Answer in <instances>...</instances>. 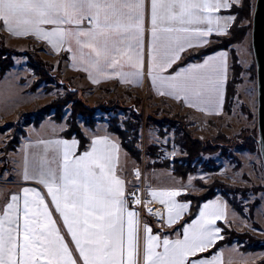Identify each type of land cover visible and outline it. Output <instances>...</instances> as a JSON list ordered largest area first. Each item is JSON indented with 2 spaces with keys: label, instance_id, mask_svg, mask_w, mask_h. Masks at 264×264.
<instances>
[{
  "label": "snow or ice",
  "instance_id": "snow-or-ice-1",
  "mask_svg": "<svg viewBox=\"0 0 264 264\" xmlns=\"http://www.w3.org/2000/svg\"><path fill=\"white\" fill-rule=\"evenodd\" d=\"M226 7L228 0H0V22L15 35L32 33L48 40L54 48L56 42L74 37L82 60L86 59L101 73L106 68L114 72L118 67L122 69L124 61L133 71H119L116 75L122 82H131L142 75L147 18L151 33L148 74L153 82L159 79L166 84L173 90L169 94L183 93L202 100L211 99L217 87L214 80L217 69L207 62L183 76L166 78L158 72L170 65L177 48L183 49L181 40L187 36L180 34L207 35L213 30V23L219 29L221 18L214 13ZM85 22L89 27H80ZM202 24L208 25L206 31L194 27ZM43 25L53 27L45 30ZM100 143L106 141L93 142ZM57 145L55 152L61 156L58 173L50 167L56 158L50 161L44 155L35 160L31 178L47 188L71 234L79 259L72 258L49 213H40L39 209L46 206L43 197L36 194L35 201L25 196L22 212L18 207L14 210L12 203L3 208L0 264H80L81 260L82 264H205L197 258H188L196 257L197 252H204L215 243L219 229L211 225L213 217H220L218 205H205L200 219L185 227L183 239L164 238L161 242L146 225L143 229L146 235L141 238L137 213L127 211L124 182L113 174L111 156L95 146L92 151L75 156L73 145L66 142ZM24 178H29L27 168ZM24 191L27 194L30 190ZM178 194L151 193L153 198H169L159 202L165 205L170 224L187 207L170 199ZM41 215L43 220L39 218Z\"/></svg>",
  "mask_w": 264,
  "mask_h": 264
},
{
  "label": "crops",
  "instance_id": "crops-1",
  "mask_svg": "<svg viewBox=\"0 0 264 264\" xmlns=\"http://www.w3.org/2000/svg\"><path fill=\"white\" fill-rule=\"evenodd\" d=\"M242 1L243 0H228V7L221 8L218 12L214 13L215 16L221 18L219 29H217L216 24L213 23V30L207 35L198 36L195 33L180 34L181 36H187L186 39L181 40L183 49L180 50L177 48L170 65H165L163 70H159L158 72L160 77L166 78L183 76L185 73H188L190 70L194 69L195 66L205 65L207 62L209 67H214L217 69V72L214 74V80L216 81L217 87L211 93V99H195L191 95L186 97L183 93H180L179 95H176L175 93L169 94L170 92H173V90L166 84H162L159 79H157L155 83L153 82V77L148 74L150 59L148 56V51L151 42V33L150 22L147 18L145 20V31L143 34L144 53L142 75L139 77V79H132L131 82H122L119 76L116 75V72L119 71H133V69L124 61L121 62L123 64L122 69L118 67L114 72L113 70L106 68L104 72L101 73L91 66L86 59L82 60L79 46L76 44L74 37L68 38L63 43L56 42L54 40V42H56V47L54 48L53 45L48 42V40L38 38L35 34H13L2 25V22H0V32H2L3 35L9 37L8 39L11 41L20 40V38H25L26 36H32L43 42L47 47L52 49L57 54L62 51L66 52V70H62V72L64 76L74 77L80 75V85L82 87L98 88L102 85L117 84L120 88L131 90L134 94H139L140 96L152 95L156 99L166 100L172 106L182 108L185 112L188 111L190 113L189 120L193 123L196 121L208 122L209 120L214 119L217 116H221L224 113L226 85L232 73L230 50L220 49L210 54L204 55L199 59H193L192 61H188L181 65H179V63L186 54L190 52H197L198 50L209 45L213 40V36H228L229 28L235 20V15L228 13V11L232 6H240ZM42 27L45 30H51L53 26L43 25ZM80 27L86 28L89 27V25H87V22H85L84 24L80 25ZM194 27H199L206 31L208 25L202 24ZM9 40L8 42H10ZM242 45L243 43L234 44L232 45V49L240 58L241 67L245 68L246 66L241 59L243 50ZM87 51V49H84L85 53H87ZM14 73V70H9L3 77L0 78V92L3 90V88H5L4 81L10 76H13ZM15 75L16 77L14 78H16L15 82L18 84V93H7L5 96L0 94V122L4 120H12L14 118L12 112H14L15 108H9L6 111L5 109L10 107L11 104L17 100V97L26 94L24 93V89L27 85L21 84L20 73L17 74L16 72ZM64 128L65 126L63 123H56L50 119L43 120L38 127L30 126L27 128L26 135L21 138L19 145L14 151H11L8 154L9 171L5 169L1 170L3 165L1 148L6 141V136L5 134L0 133V172L2 175L8 176L11 173V179H8L9 185L7 186V189L6 180L4 178H0V203H2V208H4L8 203H12L14 210L18 207L22 212L24 207L23 202L26 195L30 201L36 200V194H39L40 197H43L46 208L41 207L39 211L40 213H43L44 211L49 213L51 220L54 222L55 228L58 229L59 234L63 237V242L68 245L69 252L72 253L73 259H79V253L75 248V243L71 239V234L68 233L67 227L64 225L63 218L61 217L60 213L57 212L55 205L52 202V197L49 195L44 184L39 183L37 179L31 178L33 176V166L35 160L44 155H47L50 161L53 159V157L56 158V162L51 163L50 167L58 173L61 156L55 152V149L58 147L57 142H66L70 145H73L72 151L75 156H80L85 152L92 151L94 146L111 156V167L113 169V174L124 182L123 189L125 193L127 211L137 213V219L139 222L138 229L141 238L146 235L143 231L144 226L146 225L151 228V234L159 237L161 242L164 238L169 240L183 239L185 227L192 225L194 220L200 219V213L202 209H204L205 205H218L219 207L220 217H213L212 219H214V223L211 225L212 228L219 229V232L215 234V242L222 237L220 223L224 226L232 225L236 231H239V228H241L243 220L241 219L240 215L230 206L228 201L223 196L215 195L213 198L208 199L200 204L196 215L191 221L185 223L180 230L174 229V226L178 224L181 218L189 212L191 207L190 201L180 198L183 195L193 193L190 189V186H188L186 182L175 176L170 169L147 168L145 166L144 158L149 159V157L146 154H143L141 162L142 164H139L122 148L117 135L110 132L104 123H98L94 127H82V133L88 140V143L84 150H82L80 153H77L78 140L76 138L72 137L67 139L61 135L64 131ZM94 141H106V143L94 145ZM59 147L62 149V144L59 145ZM26 168L29 175L28 179L24 178ZM136 168L141 170L139 178H136L134 175V170ZM25 189H29L30 191L26 194L24 191ZM134 190H140L141 198L140 203L138 204L134 203L129 198L130 192ZM6 192L8 194L7 198H5ZM153 192L179 193L170 199L176 204L186 205L187 207L181 212L180 217L176 219L175 222L171 224L168 222L167 209L164 204L159 202L160 199L167 200L169 198H153L151 195ZM13 196L18 198L17 201H13L11 199ZM35 207L36 205L34 203L33 208L35 209ZM2 215L3 211L1 210L0 216ZM39 218L41 220L44 219L43 215H41ZM148 219H150L153 224L149 223ZM233 221H237L238 224L236 226L233 225ZM20 223L21 225L23 224V215L20 216ZM213 245L214 244H212L208 249H210ZM157 250L162 251V248ZM204 252H197L196 257H189L188 259L191 260L193 258H197L204 261L205 264H251L253 260H249L247 262H242L240 260L243 258H254L253 253H244L239 250L236 244L233 243L220 247L218 250H216V252L209 256H198ZM80 264H82V260L80 261Z\"/></svg>",
  "mask_w": 264,
  "mask_h": 264
},
{
  "label": "rangeland",
  "instance_id": "rangeland-1",
  "mask_svg": "<svg viewBox=\"0 0 264 264\" xmlns=\"http://www.w3.org/2000/svg\"><path fill=\"white\" fill-rule=\"evenodd\" d=\"M250 1L251 11L253 12L255 0ZM252 12L250 19H243L240 22V26L247 27L242 41L238 43H243L241 59L246 67L242 68L240 73V83L236 85V94L231 101V105L224 109V113L208 122L196 121L193 123L189 120L190 113L188 111L185 112L180 107L172 106L164 99H156L152 95L140 96L139 94H134L131 90L122 89L118 85L108 84L98 88L82 87L80 85V75L74 77L64 76L62 72V70H66V52L62 51L57 54L43 42L32 36L11 41L8 39L9 37L3 35L2 32L0 33L4 36L3 43L5 47L18 52H28L34 49L40 59L51 65L50 72L53 73L59 70L58 77L60 80L69 79V86L77 90V97L90 105V107H95V104L100 102L99 105H96L97 109L94 116L96 122L94 126L98 123H104L108 128L109 121L116 119L118 126L122 128L124 121L132 118L137 119L139 127L137 129L138 142L136 148L141 151V162L148 146L157 148L155 151L156 157L152 158L147 155L149 159L144 158L147 168H152L149 166L153 164H161L163 160L172 161L173 159H182L185 156L182 148L174 143V128H178L179 125H183L184 129L189 131L191 136L199 141H206L218 136L219 138L220 136L227 138V143H223L220 149L214 152L200 153L191 165L192 171L185 179L179 178L190 186L193 193L188 195L195 197H202L208 194L222 196V193H226L229 198L234 200L244 214V217L240 215L243 220L242 226L239 231H236L232 225L224 227L236 233L249 234L256 240L249 243V246L260 247L253 251H242L234 240L233 244H236L240 251L254 254L253 259L243 258L240 261L253 260L251 264H264V159L258 145L257 77L251 45ZM7 39L13 44L8 42ZM212 43H220V40L214 39ZM232 45L229 46V49L232 48ZM13 61L14 64L10 70H14L17 74L20 73L21 84L27 86L24 89L26 94L17 97V100L5 109L6 111L9 108H15L14 112H12L14 115L12 120L0 122V128L4 127V130L0 133L5 134V142L10 139V134L13 131H15L16 136H18L19 131H23L26 135L27 128L30 126L35 127L33 125L23 127L19 125L22 123L20 120L17 128L6 127L7 123L15 120L18 109L27 110L33 106L44 107L56 97H62L67 92L65 86L59 85L56 81L52 84L43 82L37 89L31 91L29 87L36 77L27 67L26 56L14 57ZM238 62L241 65L239 57ZM15 73L4 81L5 88L0 94L5 96L7 93H18V84L15 82L16 78H14L16 77ZM137 99L139 102L135 104ZM110 102L112 103L108 104ZM70 107V104H68L62 109L61 120L56 122L63 123L65 126L64 130L67 128L66 121L71 113ZM51 116L52 114L46 116L43 120L50 119L54 121ZM171 121H175L174 125H172ZM76 123L81 131L82 127L86 126L81 116L76 118ZM160 131L163 136L159 135ZM8 154L4 157L3 164L5 163V170L9 171ZM141 162L139 164H142ZM137 169L141 172L139 168ZM0 178L6 180L7 189L11 173L9 176L1 174ZM5 195V198H7V192ZM1 210H3L2 203H0ZM232 224L236 226L238 222L233 221Z\"/></svg>",
  "mask_w": 264,
  "mask_h": 264
},
{
  "label": "trees",
  "instance_id": "trees-1",
  "mask_svg": "<svg viewBox=\"0 0 264 264\" xmlns=\"http://www.w3.org/2000/svg\"><path fill=\"white\" fill-rule=\"evenodd\" d=\"M252 6L250 0H243L240 6H232L228 13L235 15V20L233 24L229 28L228 37L222 36H213L212 39H219L220 43H210L206 47L198 50L197 52H190L186 54L179 65L184 64L188 61H192L193 59H199L200 57L215 52L220 49H229V46L232 44H238L242 41L245 31L247 29L246 26H240V22L243 19H250ZM4 36L0 33V78L3 77L6 72H8L14 64L13 58L21 55H25L27 58V67L32 71L33 75L36 77L35 81L30 85L29 89L34 91L41 83L52 84L55 81L66 88V94L62 97H56L53 101H51L48 105L44 107L33 106L31 109H18L16 111V118L14 121H11L6 124V127L11 129H15L18 126V121H22L21 124L23 127H27L29 125L38 126L39 123L46 117L52 114L51 118L55 122H60L62 117V109L70 104L71 113L66 121L67 128L62 132V136L64 138H76L78 140V149L77 153H80L86 147L88 140L85 138L84 134L78 127L76 123V118L81 116L84 125L88 127H93L95 124V107H90V105L83 102L77 96V90L72 89L69 86V79L65 81L60 80L57 72H50L51 65L47 62H44L37 55L34 49H31L28 52H18L12 50L8 47H5L3 43ZM231 54V77L226 85V94L224 101V109H227L228 106L231 105V101L233 100L236 94V85L240 83V73L242 71V67L238 62V57L236 52L230 48ZM117 86V84H114ZM107 87V86H103ZM48 90V88H47ZM138 99L135 104H138ZM112 102L108 103L111 104ZM34 111V112H33ZM175 121H171L174 125ZM138 127L139 122L137 119L132 118L130 120H126L123 122V127L120 128L118 126V121L116 119H111L108 124V130L115 135L120 140L122 148L128 153V155L136 160L138 163L141 162V151L136 148V144L138 142ZM161 129V127H160ZM174 143L182 148L185 153V156L182 159H173L172 161L163 160L161 164H153L152 168H168L171 169L173 174L177 177L185 179V177L192 171V163L194 159L202 152H214L220 149L223 143H227V138L224 136H219L208 139L206 141H199L193 138L189 131L185 130L183 125H179V127L174 128ZM4 130L0 128V132ZM15 131L10 134V139L4 143L1 148L2 152V161H4V157L10 152L14 151L16 147L19 145L20 139L25 136L23 131H19L18 136L15 135ZM160 136H163L162 132H159ZM157 148L155 146H148L146 148V155L149 157H156L155 151ZM5 169V163L2 165L1 170ZM215 196V194H208L202 197H195L191 195H183L180 198L183 200L190 201L191 207L187 214H185L181 220L174 226V229L180 230L182 226L191 221L200 204L208 199H211ZM222 196L229 202L230 206L241 216L244 217L242 209L239 208L232 198H229L226 193H222ZM148 222L153 224V222L148 219ZM221 234L222 237L217 240L214 245L208 249L206 252L199 254L198 256H209L212 253L216 252L220 247L232 244L235 240L236 243L240 246L242 251H253L259 249L257 246H249V243L255 242L256 240L252 238L247 233H236L231 229H227L223 224L220 223Z\"/></svg>",
  "mask_w": 264,
  "mask_h": 264
},
{
  "label": "water",
  "instance_id": "water-1",
  "mask_svg": "<svg viewBox=\"0 0 264 264\" xmlns=\"http://www.w3.org/2000/svg\"><path fill=\"white\" fill-rule=\"evenodd\" d=\"M251 45L257 77L258 145L264 159V0H255L252 12Z\"/></svg>",
  "mask_w": 264,
  "mask_h": 264
},
{
  "label": "built area",
  "instance_id": "built-area-1",
  "mask_svg": "<svg viewBox=\"0 0 264 264\" xmlns=\"http://www.w3.org/2000/svg\"><path fill=\"white\" fill-rule=\"evenodd\" d=\"M135 177L136 178H139L140 177V171L136 168L135 170ZM129 198L134 202V203H137V199L140 200V190H134L132 192H130L129 194ZM138 204V203H137Z\"/></svg>",
  "mask_w": 264,
  "mask_h": 264
},
{
  "label": "bare ground",
  "instance_id": "bare-ground-1",
  "mask_svg": "<svg viewBox=\"0 0 264 264\" xmlns=\"http://www.w3.org/2000/svg\"><path fill=\"white\" fill-rule=\"evenodd\" d=\"M81 121V120H80ZM142 178V177H141Z\"/></svg>",
  "mask_w": 264,
  "mask_h": 264
}]
</instances>
